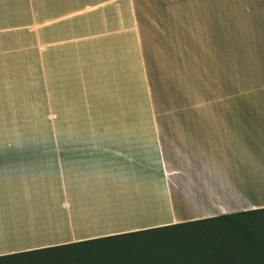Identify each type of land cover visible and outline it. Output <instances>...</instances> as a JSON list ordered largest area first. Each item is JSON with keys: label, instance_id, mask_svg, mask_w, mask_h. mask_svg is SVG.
I'll use <instances>...</instances> for the list:
<instances>
[{"label": "crops", "instance_id": "1", "mask_svg": "<svg viewBox=\"0 0 264 264\" xmlns=\"http://www.w3.org/2000/svg\"><path fill=\"white\" fill-rule=\"evenodd\" d=\"M263 206L264 0H0V255Z\"/></svg>", "mask_w": 264, "mask_h": 264}, {"label": "trees", "instance_id": "2", "mask_svg": "<svg viewBox=\"0 0 264 264\" xmlns=\"http://www.w3.org/2000/svg\"><path fill=\"white\" fill-rule=\"evenodd\" d=\"M260 212L264 206L2 254L0 264H129L122 252L136 248L150 250L136 264H264V224L252 218Z\"/></svg>", "mask_w": 264, "mask_h": 264}, {"label": "rangeland", "instance_id": "3", "mask_svg": "<svg viewBox=\"0 0 264 264\" xmlns=\"http://www.w3.org/2000/svg\"><path fill=\"white\" fill-rule=\"evenodd\" d=\"M51 83H52V81H51ZM66 86H67V84H66ZM52 88H53V86H52ZM61 88H63V87H61ZM62 94H63V98L65 96L69 95V93L65 92V90H64V93H62ZM52 102H53V100L51 101V103ZM35 131L51 132V131H53V126L45 124V125H41L40 129H39L38 125L32 124L30 126V132H35ZM252 218L257 219L258 222L264 224V212L257 213L255 215H253ZM178 232L179 231H174V233H178ZM174 249L175 248H171V250H174ZM149 252H150V250L146 249V248H143V249H137L136 248V249L125 250L122 252V255H123L124 260L126 262H128L129 264H136V263H142L143 262L142 257L145 256L146 254H148ZM70 264H76V263H70ZM77 264H99V263H94V262H90V261H83V262L77 263Z\"/></svg>", "mask_w": 264, "mask_h": 264}]
</instances>
